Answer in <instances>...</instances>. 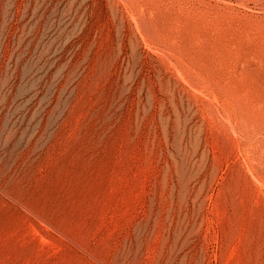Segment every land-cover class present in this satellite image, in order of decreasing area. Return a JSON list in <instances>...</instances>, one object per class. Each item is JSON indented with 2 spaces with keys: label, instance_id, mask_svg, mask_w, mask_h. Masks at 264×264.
I'll return each instance as SVG.
<instances>
[{
  "label": "rangeland",
  "instance_id": "1",
  "mask_svg": "<svg viewBox=\"0 0 264 264\" xmlns=\"http://www.w3.org/2000/svg\"><path fill=\"white\" fill-rule=\"evenodd\" d=\"M0 264H264V0H0Z\"/></svg>",
  "mask_w": 264,
  "mask_h": 264
}]
</instances>
